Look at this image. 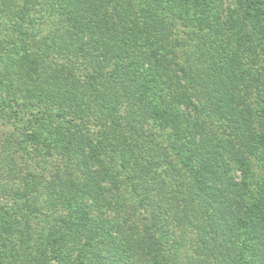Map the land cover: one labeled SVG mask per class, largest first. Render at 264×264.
Segmentation results:
<instances>
[{
  "label": "trees",
  "instance_id": "trees-1",
  "mask_svg": "<svg viewBox=\"0 0 264 264\" xmlns=\"http://www.w3.org/2000/svg\"><path fill=\"white\" fill-rule=\"evenodd\" d=\"M21 4L43 29L16 72L26 102H12L39 117L40 145L57 152L50 189L68 212L35 252L74 264H185L192 252L264 264L254 164L264 170V0L227 12L213 0Z\"/></svg>",
  "mask_w": 264,
  "mask_h": 264
},
{
  "label": "rangeland",
  "instance_id": "rangeland-1",
  "mask_svg": "<svg viewBox=\"0 0 264 264\" xmlns=\"http://www.w3.org/2000/svg\"><path fill=\"white\" fill-rule=\"evenodd\" d=\"M213 1L226 12L234 5V0ZM21 6V0H0V264H74L69 256L63 261L51 260L48 247H44L48 251L42 257L35 252L43 246L41 238L51 231L56 232L61 220L67 221L60 216L68 212L56 206L50 189L53 176L60 168L57 152L52 146L40 145L39 117L25 116L12 102L14 97L18 106L26 102L16 72L19 73L17 68L26 52L37 51V43L41 42L37 32L43 29L36 9L20 16L18 8ZM9 9H14L17 16H5ZM164 134L166 132L158 131L160 139H164ZM172 162L184 181L182 189L189 190L190 178L179 166L178 158L174 157ZM254 164L257 177L262 176L264 170L260 163L254 161ZM140 215L147 220V214L141 211ZM141 228L144 230V225ZM53 234H50L52 241ZM187 247L197 249L194 242ZM183 263L212 264L193 252L187 253Z\"/></svg>",
  "mask_w": 264,
  "mask_h": 264
}]
</instances>
